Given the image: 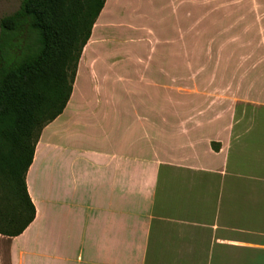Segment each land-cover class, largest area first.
I'll return each mask as SVG.
<instances>
[{
	"label": "crops",
	"instance_id": "obj_1",
	"mask_svg": "<svg viewBox=\"0 0 264 264\" xmlns=\"http://www.w3.org/2000/svg\"><path fill=\"white\" fill-rule=\"evenodd\" d=\"M67 110L41 134L26 177L36 217L0 234V264H264V106L171 163L75 144Z\"/></svg>",
	"mask_w": 264,
	"mask_h": 264
},
{
	"label": "rangeland",
	"instance_id": "obj_2",
	"mask_svg": "<svg viewBox=\"0 0 264 264\" xmlns=\"http://www.w3.org/2000/svg\"><path fill=\"white\" fill-rule=\"evenodd\" d=\"M22 2L0 0V24ZM67 106L76 124L66 130L81 146L160 163L182 160L190 143L215 150L219 132L262 114L264 0H106ZM27 211L0 169V232L17 230Z\"/></svg>",
	"mask_w": 264,
	"mask_h": 264
},
{
	"label": "trees",
	"instance_id": "obj_3",
	"mask_svg": "<svg viewBox=\"0 0 264 264\" xmlns=\"http://www.w3.org/2000/svg\"><path fill=\"white\" fill-rule=\"evenodd\" d=\"M105 4L106 0H23L16 13L1 20L0 150L8 153L0 156V169L15 180L28 209L20 227L0 232L3 236H20L36 217L26 177L40 129L64 112L83 49Z\"/></svg>",
	"mask_w": 264,
	"mask_h": 264
}]
</instances>
